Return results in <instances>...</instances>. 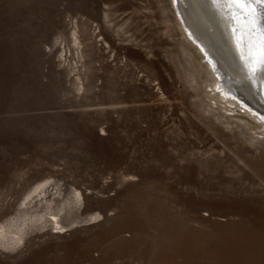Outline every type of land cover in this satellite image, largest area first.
Segmentation results:
<instances>
[{
    "label": "rangeland",
    "instance_id": "374dc122",
    "mask_svg": "<svg viewBox=\"0 0 264 264\" xmlns=\"http://www.w3.org/2000/svg\"><path fill=\"white\" fill-rule=\"evenodd\" d=\"M175 16L170 0H0V222L47 180L100 215L0 264H264V126L210 98Z\"/></svg>",
    "mask_w": 264,
    "mask_h": 264
},
{
    "label": "bare ground",
    "instance_id": "6f19581e",
    "mask_svg": "<svg viewBox=\"0 0 264 264\" xmlns=\"http://www.w3.org/2000/svg\"><path fill=\"white\" fill-rule=\"evenodd\" d=\"M170 1L184 38L206 63L210 98L233 104L264 126V44L254 42V35L264 36V0H245L246 7L233 0ZM62 185L47 180L28 188L15 214L0 222L2 250L12 251L32 232H62L100 216L82 217L80 190Z\"/></svg>",
    "mask_w": 264,
    "mask_h": 264
},
{
    "label": "water",
    "instance_id": "95a60500",
    "mask_svg": "<svg viewBox=\"0 0 264 264\" xmlns=\"http://www.w3.org/2000/svg\"><path fill=\"white\" fill-rule=\"evenodd\" d=\"M254 37H255V40H254V42H257L258 44H264V36L263 37H260V36H258V35H254ZM257 63V62H256Z\"/></svg>",
    "mask_w": 264,
    "mask_h": 264
},
{
    "label": "snow or ice",
    "instance_id": "6c2138e0",
    "mask_svg": "<svg viewBox=\"0 0 264 264\" xmlns=\"http://www.w3.org/2000/svg\"><path fill=\"white\" fill-rule=\"evenodd\" d=\"M233 2H235L236 4L242 6V7H246V3L245 0H233Z\"/></svg>",
    "mask_w": 264,
    "mask_h": 264
}]
</instances>
